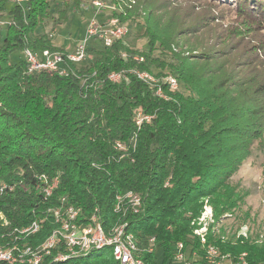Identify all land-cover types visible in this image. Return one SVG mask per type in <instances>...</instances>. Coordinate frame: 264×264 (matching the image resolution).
<instances>
[{"label": "trees", "instance_id": "obj_1", "mask_svg": "<svg viewBox=\"0 0 264 264\" xmlns=\"http://www.w3.org/2000/svg\"><path fill=\"white\" fill-rule=\"evenodd\" d=\"M8 1L0 0V14ZM23 1L26 11L19 3L11 10L0 45V185L13 187L0 199V246L41 247L57 228L47 211L65 199L82 217L97 216L106 230L127 221L140 247L154 237V252L140 256L146 264H174L179 243L188 259L197 252L198 264H205L209 246L233 257L245 253L251 264H264V241L241 237L231 244L208 233L203 246L195 234L206 205L216 221L240 209L239 187L232 180L264 139L261 48L219 38L212 44L197 42L205 26L198 22L177 29L180 16L166 20L158 15L165 9L150 0H100L120 9L111 18L143 19L149 51L127 48L124 39L111 47L95 39L87 44V54L96 56L73 63L46 31L52 0ZM92 1L66 0L57 9V23H66L71 5L83 11L93 8ZM225 1L264 24V0ZM182 37L195 41L188 40L193 47L186 54L173 48ZM158 47L163 58L153 57ZM26 50L59 53L65 62L57 71L29 73ZM16 51L23 55L12 63ZM134 70L153 74L166 99ZM111 74L121 75L120 81H110ZM171 76L178 90L163 82ZM139 112L152 116L140 129L135 121ZM43 175L59 180L48 198L36 189ZM129 191L142 198V206L137 215L123 218L114 213V205L118 195ZM35 221L41 223L40 232L21 237L17 231ZM58 253L55 248L40 264H117L109 250L67 262H55Z\"/></svg>", "mask_w": 264, "mask_h": 264}, {"label": "built area", "instance_id": "obj_2", "mask_svg": "<svg viewBox=\"0 0 264 264\" xmlns=\"http://www.w3.org/2000/svg\"><path fill=\"white\" fill-rule=\"evenodd\" d=\"M21 1V0H20ZM93 8H97V14L109 8L104 2L100 0H93ZM129 34V27L123 24L119 18L110 17L106 21H99L92 19L89 22L85 38L81 44L78 45L73 53L67 55V60L73 63H81L87 58V44L92 40L97 39L105 47H111L116 40H121ZM123 58H127L126 53H122ZM25 58L28 63L29 73L40 71H57L60 64L65 62V56L59 53H51L46 50L42 54H35L30 50L25 51ZM139 61H143L140 58ZM143 83L156 90V95L165 98L158 79L148 72L134 70L131 71ZM61 74H65V70H61ZM121 79L119 74H111L109 80L118 82ZM163 82L168 84L170 89L178 90L180 84L174 77H167ZM152 116H148L139 112L136 116V125L138 129L144 122H150ZM135 148L136 140L132 142ZM122 143L116 145L118 151L124 149ZM59 180L56 178L50 181L46 176H39L36 183V189L42 193L46 198L50 197L55 189H57ZM13 191V187L7 184L0 185V199L7 192ZM142 206V198L129 191L123 195L116 197L114 205V213L127 217L129 214L137 215ZM47 216L53 220L57 228L46 242L35 251L31 248L19 250L16 247L8 248L0 246V264H40L44 257L50 256L52 250L58 249L55 262H67L69 260L85 259L93 252L109 250L117 264H146L140 257L143 253H152L155 249L156 239L154 237L148 240L145 247H140L136 241L135 235L129 231V224L127 221H122L113 225L106 230L102 222L97 216L91 218L82 217L81 210L63 199L60 206L50 208L47 211ZM2 217V215H1ZM213 221V210L206 205L204 212L198 219V226H202L207 221ZM41 223L33 222L31 225L17 231L22 237H29L40 232ZM195 234L201 238V243L206 244V230L204 227L197 228ZM65 252H60L61 249ZM204 248V247H203ZM198 254L193 253V258L188 259L183 243H179L175 247V261L180 264H198ZM202 260L205 264H251L247 259V254L233 257L231 254H221L215 246H209L204 249Z\"/></svg>", "mask_w": 264, "mask_h": 264}, {"label": "rangeland", "instance_id": "obj_3", "mask_svg": "<svg viewBox=\"0 0 264 264\" xmlns=\"http://www.w3.org/2000/svg\"><path fill=\"white\" fill-rule=\"evenodd\" d=\"M66 0H52L51 16L46 21V31L51 36L53 44L59 48L66 49L67 52L73 53L79 44L85 38L89 22L92 19L106 21L118 9L111 5L110 1L106 4L109 8L97 14L98 9L86 8L79 11L75 6H70L68 19L65 24H59L57 9H61ZM139 1V0H137ZM152 6L158 10L162 8L165 12L158 13L159 16L166 17V20L180 16L176 28H183L193 23L205 26L203 33L196 39L204 45L214 43L216 38L236 45V43H250L251 45L261 48L259 51L261 58L264 59V24L259 17L247 16V13L237 9V7L228 4L229 1L223 0H150ZM135 3V0L133 1ZM24 11L27 9L25 1L9 0L6 3V9L0 14V45L7 35L9 13L18 4ZM146 7L143 8L145 10ZM118 12L120 9L117 10ZM189 18V19H188ZM121 19V18H120ZM123 24L129 27V34L124 38V44L127 48H133L141 51H149L148 39L143 34V19H135L134 21L122 20ZM57 24V26H56ZM184 27V28H185ZM176 29V33L178 30ZM43 33V29L37 32ZM240 34V35H238ZM188 40L195 41L190 37H182L177 40L173 48L186 54L192 51V47ZM95 40L91 41V43ZM178 44V46H176ZM97 47V46H96ZM87 49V48H86ZM99 50L102 47L98 48ZM88 52V50H87ZM154 58H163L161 49H154ZM23 55L22 51H16L10 57L13 63ZM95 55H87L86 62L93 59ZM85 62V63H86ZM155 73L157 71L155 70ZM264 139L256 143L251 151V155L247 163H245L234 176L232 183L239 187L240 209L233 216L227 215L220 221H207L202 226L206 234H216V241L221 239L222 242L236 244L241 237L254 242L264 241ZM214 215V213H213ZM108 252L107 249L103 250ZM102 251V252H103ZM160 258V253H159ZM174 264H180L175 261Z\"/></svg>", "mask_w": 264, "mask_h": 264}]
</instances>
